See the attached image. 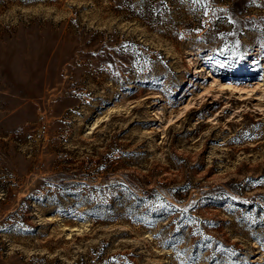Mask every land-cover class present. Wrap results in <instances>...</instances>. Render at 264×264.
<instances>
[{
  "label": "rangeland",
  "instance_id": "1",
  "mask_svg": "<svg viewBox=\"0 0 264 264\" xmlns=\"http://www.w3.org/2000/svg\"><path fill=\"white\" fill-rule=\"evenodd\" d=\"M0 264H264V0H0Z\"/></svg>",
  "mask_w": 264,
  "mask_h": 264
},
{
  "label": "bare ground",
  "instance_id": "2",
  "mask_svg": "<svg viewBox=\"0 0 264 264\" xmlns=\"http://www.w3.org/2000/svg\"><path fill=\"white\" fill-rule=\"evenodd\" d=\"M223 85L225 86V88H229V89H232L234 91H238L239 90L238 86H236L232 82L223 83Z\"/></svg>",
  "mask_w": 264,
  "mask_h": 264
}]
</instances>
